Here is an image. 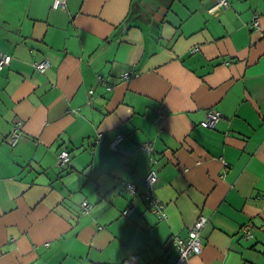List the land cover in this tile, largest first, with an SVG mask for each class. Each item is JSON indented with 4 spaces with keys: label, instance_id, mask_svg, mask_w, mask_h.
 Here are the masks:
<instances>
[{
    "label": "crops",
    "instance_id": "obj_1",
    "mask_svg": "<svg viewBox=\"0 0 264 264\" xmlns=\"http://www.w3.org/2000/svg\"><path fill=\"white\" fill-rule=\"evenodd\" d=\"M52 2L0 0V264H173L201 215L191 264H264V0Z\"/></svg>",
    "mask_w": 264,
    "mask_h": 264
},
{
    "label": "built area",
    "instance_id": "obj_2",
    "mask_svg": "<svg viewBox=\"0 0 264 264\" xmlns=\"http://www.w3.org/2000/svg\"><path fill=\"white\" fill-rule=\"evenodd\" d=\"M68 0H53L52 7L54 9H65L67 6ZM218 5H222L224 7H227L229 5L228 0H217ZM253 26L255 28H260V21L258 17L253 21ZM198 47L196 48V50ZM12 57L8 54H3L0 53V70L5 66L10 64ZM50 63L45 60L41 62H36L35 66L36 68L44 72L48 67ZM133 75L132 71H125L122 75L123 78H130ZM137 75V74H136ZM99 78L102 80L103 77L99 76ZM108 89H113V85H108ZM91 94L94 93V90L92 89ZM159 116L162 118V115H165L166 113V108H160L159 110ZM222 118V112L217 110V109H208L207 110V115L205 119V125L209 128H215ZM23 122L18 121L16 122L12 132L8 136V142L11 145H16L19 140L23 136L22 132V127H23ZM123 139L122 134H118L116 138L111 142V147L114 149H117L120 141ZM143 148L146 149L147 151L151 152L153 151V144L152 143H144ZM70 159V151L67 148H63L61 152L58 155V160L57 163L58 165H65L68 163ZM156 160L153 159L152 163H154ZM158 182V173L155 169H150L149 173L146 175L143 185H144V196L147 198L148 203L150 207L156 212L160 219H166L168 217V213L166 211V204L160 200V198L154 196V187L156 183ZM126 190L133 192L134 194L137 193L138 187L134 183H127L126 184ZM92 207V203L88 200H85L82 203V210L83 212L88 211ZM135 206H128L126 210L124 211V214L126 216H130L132 211L134 210ZM208 221V218L205 215H201L193 228L190 230L188 236L186 237H181V236H176L174 238V244L177 247L178 254L177 257L174 261L173 264H191L190 259L195 256L199 255L202 250H203V240H202V230L205 227L206 223ZM243 232L244 235L247 238H253L254 233L251 229L250 225H244L243 226ZM158 264V263H154Z\"/></svg>",
    "mask_w": 264,
    "mask_h": 264
},
{
    "label": "trees",
    "instance_id": "obj_3",
    "mask_svg": "<svg viewBox=\"0 0 264 264\" xmlns=\"http://www.w3.org/2000/svg\"><path fill=\"white\" fill-rule=\"evenodd\" d=\"M52 3H53V2H52ZM52 8H53V7H52ZM0 53H2V52H0ZM3 54H7V53H3ZM8 55H10V54H8ZM10 56L12 57V55H10ZM11 61H12V59H11ZM41 61H45V60H41ZM41 61H35V63H36V62H41ZM35 63H34V65H35ZM5 66H6V65H5ZM5 66H4V67H5ZM4 67H3V68H4ZM3 68H2V69H3ZM35 68H36V66H35ZM2 69H1V70H2ZM47 69H48V68H47ZM47 69H46V70H47ZM1 70H0V71H1ZM36 70H38V69L36 68ZM46 70H45V71H46ZM38 71H39V70H38ZM45 71H44V72H45ZM40 72H41V71H40ZM125 186H126V185H125ZM125 190H126V187H125ZM132 205H133V203L130 204L129 206H132ZM125 210H126V209H124V211H125ZM124 211H123V214H124ZM155 213H156V212H155ZM156 214H157V213H156ZM124 215H125V214H124ZM157 216L159 217L158 214H157ZM159 218H160V217H159Z\"/></svg>",
    "mask_w": 264,
    "mask_h": 264
}]
</instances>
